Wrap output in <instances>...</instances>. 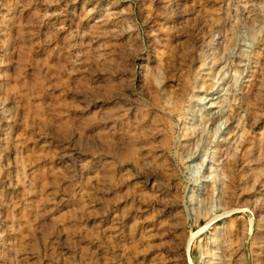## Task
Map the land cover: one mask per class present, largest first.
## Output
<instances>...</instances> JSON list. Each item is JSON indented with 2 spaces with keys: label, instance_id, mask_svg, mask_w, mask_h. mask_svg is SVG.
Wrapping results in <instances>:
<instances>
[{
  "label": "rangeland",
  "instance_id": "1",
  "mask_svg": "<svg viewBox=\"0 0 264 264\" xmlns=\"http://www.w3.org/2000/svg\"><path fill=\"white\" fill-rule=\"evenodd\" d=\"M0 264H264V0H0Z\"/></svg>",
  "mask_w": 264,
  "mask_h": 264
}]
</instances>
